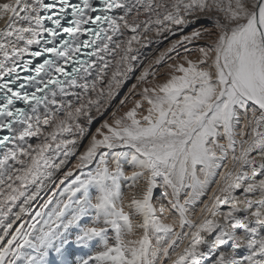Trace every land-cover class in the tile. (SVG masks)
<instances>
[{"label": "snow or ice", "instance_id": "6c2138e0", "mask_svg": "<svg viewBox=\"0 0 264 264\" xmlns=\"http://www.w3.org/2000/svg\"><path fill=\"white\" fill-rule=\"evenodd\" d=\"M0 264H264V0H0Z\"/></svg>", "mask_w": 264, "mask_h": 264}, {"label": "rangeland", "instance_id": "374dc122", "mask_svg": "<svg viewBox=\"0 0 264 264\" xmlns=\"http://www.w3.org/2000/svg\"><path fill=\"white\" fill-rule=\"evenodd\" d=\"M124 191H125V193H127V191H128L127 185L124 186ZM156 195H157V197H158V196H159V192H157Z\"/></svg>", "mask_w": 264, "mask_h": 264}, {"label": "bare ground", "instance_id": "6f19581e", "mask_svg": "<svg viewBox=\"0 0 264 264\" xmlns=\"http://www.w3.org/2000/svg\"><path fill=\"white\" fill-rule=\"evenodd\" d=\"M163 47H164V46L161 47V49H160L161 51H163ZM129 86H130V85H129ZM126 90H127V89H125V91H126ZM205 199H207V198L205 197ZM197 211H198V209H197Z\"/></svg>", "mask_w": 264, "mask_h": 264}]
</instances>
